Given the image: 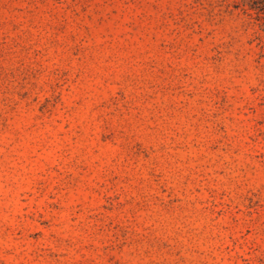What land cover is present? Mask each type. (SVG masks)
Segmentation results:
<instances>
[{
    "label": "rangeland",
    "instance_id": "374dc122",
    "mask_svg": "<svg viewBox=\"0 0 264 264\" xmlns=\"http://www.w3.org/2000/svg\"><path fill=\"white\" fill-rule=\"evenodd\" d=\"M0 264H264V0H0Z\"/></svg>",
    "mask_w": 264,
    "mask_h": 264
}]
</instances>
